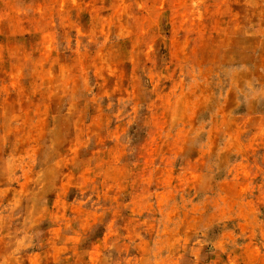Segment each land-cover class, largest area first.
<instances>
[{"label":"rangeland","instance_id":"1","mask_svg":"<svg viewBox=\"0 0 264 264\" xmlns=\"http://www.w3.org/2000/svg\"><path fill=\"white\" fill-rule=\"evenodd\" d=\"M263 72L264 0H0V264H264Z\"/></svg>","mask_w":264,"mask_h":264},{"label":"crops","instance_id":"2","mask_svg":"<svg viewBox=\"0 0 264 264\" xmlns=\"http://www.w3.org/2000/svg\"><path fill=\"white\" fill-rule=\"evenodd\" d=\"M262 75L263 76H262V82L261 83L264 85V74H262ZM251 81H254L253 78H251ZM5 238L6 237H0V244L5 242V240H4ZM12 238H14V237L13 236H7L6 240H8V242H10ZM13 250H14V248H13ZM11 254H12V256L14 255L13 251Z\"/></svg>","mask_w":264,"mask_h":264}]
</instances>
